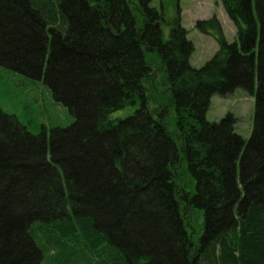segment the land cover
<instances>
[{
    "label": "trees",
    "instance_id": "1",
    "mask_svg": "<svg viewBox=\"0 0 264 264\" xmlns=\"http://www.w3.org/2000/svg\"><path fill=\"white\" fill-rule=\"evenodd\" d=\"M216 1L236 38L197 20L219 48L195 67L180 11L165 40L152 0H0V66L43 80L73 117L35 133L0 106V264H264V0ZM236 88L255 96L248 139L232 114L206 117Z\"/></svg>",
    "mask_w": 264,
    "mask_h": 264
},
{
    "label": "rangeland",
    "instance_id": "2",
    "mask_svg": "<svg viewBox=\"0 0 264 264\" xmlns=\"http://www.w3.org/2000/svg\"><path fill=\"white\" fill-rule=\"evenodd\" d=\"M132 1L136 3L137 0ZM152 4L164 13L159 25L165 40L168 39L172 22L180 11L181 24L188 32V39L194 44L190 63L195 67L203 65L219 48L213 35L197 29V20L217 15L227 39L234 41L236 38V27L221 2L216 0H152ZM148 59L153 69L149 85L150 91L157 96L159 104L164 106L169 100V88L166 83L163 64L157 54L150 53ZM0 106L7 112L17 114L35 133H39L43 126L49 131L52 126H66L73 121V117L67 108L53 99L43 80H33L19 72L1 66ZM135 109L134 106H129L117 110L113 113V117H125L132 114ZM162 109H158L159 112H162ZM254 112L255 96L243 88H236L226 95H213L206 117L210 121H219L227 114H232L236 118L235 131L248 139L252 133ZM163 114L167 121H173L172 110L167 111L164 107ZM184 182L186 189L180 193L181 199L192 186L188 175H185ZM188 219L191 221L189 222L190 229H194L195 235L199 236L202 232V213L190 210L188 211ZM43 264L59 263L55 256L47 255L43 259Z\"/></svg>",
    "mask_w": 264,
    "mask_h": 264
},
{
    "label": "water",
    "instance_id": "3",
    "mask_svg": "<svg viewBox=\"0 0 264 264\" xmlns=\"http://www.w3.org/2000/svg\"><path fill=\"white\" fill-rule=\"evenodd\" d=\"M157 25H159V22L157 23Z\"/></svg>",
    "mask_w": 264,
    "mask_h": 264
}]
</instances>
